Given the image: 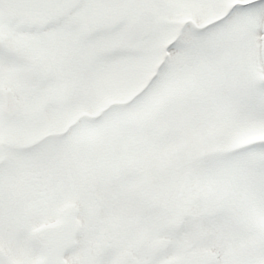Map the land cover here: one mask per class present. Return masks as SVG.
<instances>
[{
    "label": "snow or ice",
    "instance_id": "obj_1",
    "mask_svg": "<svg viewBox=\"0 0 264 264\" xmlns=\"http://www.w3.org/2000/svg\"><path fill=\"white\" fill-rule=\"evenodd\" d=\"M0 264H264V0H0Z\"/></svg>",
    "mask_w": 264,
    "mask_h": 264
}]
</instances>
